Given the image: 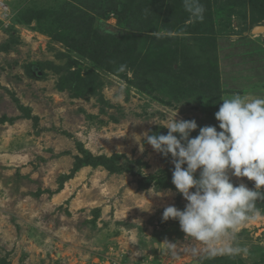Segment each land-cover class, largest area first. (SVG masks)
Returning <instances> with one entry per match:
<instances>
[{
	"label": "rangeland",
	"instance_id": "obj_1",
	"mask_svg": "<svg viewBox=\"0 0 264 264\" xmlns=\"http://www.w3.org/2000/svg\"><path fill=\"white\" fill-rule=\"evenodd\" d=\"M200 3L189 22L183 0H0V264H264V219L211 259L162 219L187 201L143 134L177 114L219 132L223 98L264 97V6ZM116 156L137 174L96 162Z\"/></svg>",
	"mask_w": 264,
	"mask_h": 264
},
{
	"label": "clouds",
	"instance_id": "obj_2",
	"mask_svg": "<svg viewBox=\"0 0 264 264\" xmlns=\"http://www.w3.org/2000/svg\"><path fill=\"white\" fill-rule=\"evenodd\" d=\"M183 7L189 22L203 19L200 0H183ZM177 115L164 122L167 135L143 134L156 152L171 155L172 183L187 201L183 210L166 207L162 219L178 220L186 239L195 244L189 249L193 256L247 255L237 234L264 219L256 208V201L264 199V97L223 98L215 113L221 131L204 126L194 138L191 133L197 130V122L178 120ZM230 174L254 181L255 190L244 183L234 185Z\"/></svg>",
	"mask_w": 264,
	"mask_h": 264
},
{
	"label": "trees",
	"instance_id": "obj_3",
	"mask_svg": "<svg viewBox=\"0 0 264 264\" xmlns=\"http://www.w3.org/2000/svg\"><path fill=\"white\" fill-rule=\"evenodd\" d=\"M201 1L207 2L208 5L210 6L211 0H201ZM253 3H260L264 6V0H253ZM261 9L262 8H260L259 10H261ZM258 13L260 14V12H258ZM260 15H262V16L253 19L254 24L258 23L260 19H264V11ZM123 40H125V42H126L125 49H126L127 54H130L131 56H132V54L134 55V51H132V50H134L133 45H134V43H136L137 40H139V37L137 35H135L134 33H129L126 36H124ZM120 42H121V40L117 44L120 45ZM155 61H156L155 64L159 65L160 68L166 66V64H167L166 63L167 61L161 59V56H159L157 58V60H155ZM131 64L133 65L132 61H131ZM134 64L136 65V63H134ZM34 120H37V118H34ZM120 159H121V157H119V156L113 157L112 159H107L105 157H101V158L99 157L96 159L97 160L96 162H98V164L105 165V167L112 173H116V172L118 173V172L124 171L127 173H131L133 175L137 174V172H135V166L141 167V165H142L141 161H137L135 164H133V163L121 164ZM92 163L97 164V163H95V160ZM196 176H197V178L199 177L198 172H197ZM232 183L234 185H237L233 181H232ZM166 187H171V188L175 189V186H173V185H168ZM193 191H195V189H193ZM256 208L259 209L261 214L264 215V199H259L256 201Z\"/></svg>",
	"mask_w": 264,
	"mask_h": 264
},
{
	"label": "built area",
	"instance_id": "obj_4",
	"mask_svg": "<svg viewBox=\"0 0 264 264\" xmlns=\"http://www.w3.org/2000/svg\"><path fill=\"white\" fill-rule=\"evenodd\" d=\"M104 264H121V263L117 261L116 259H109Z\"/></svg>",
	"mask_w": 264,
	"mask_h": 264
},
{
	"label": "bare ground",
	"instance_id": "obj_5",
	"mask_svg": "<svg viewBox=\"0 0 264 264\" xmlns=\"http://www.w3.org/2000/svg\"><path fill=\"white\" fill-rule=\"evenodd\" d=\"M264 31V28L263 27H259V28H257L256 30H255V33L256 32H263Z\"/></svg>",
	"mask_w": 264,
	"mask_h": 264
},
{
	"label": "water",
	"instance_id": "obj_6",
	"mask_svg": "<svg viewBox=\"0 0 264 264\" xmlns=\"http://www.w3.org/2000/svg\"><path fill=\"white\" fill-rule=\"evenodd\" d=\"M258 28H259V27H258ZM256 29H257V28H256ZM256 29H255V30H256Z\"/></svg>",
	"mask_w": 264,
	"mask_h": 264
}]
</instances>
